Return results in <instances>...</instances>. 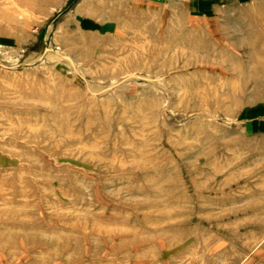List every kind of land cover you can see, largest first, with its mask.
I'll list each match as a JSON object with an SVG mask.
<instances>
[{"label": "rangeland", "instance_id": "1", "mask_svg": "<svg viewBox=\"0 0 264 264\" xmlns=\"http://www.w3.org/2000/svg\"><path fill=\"white\" fill-rule=\"evenodd\" d=\"M0 264H264V0H0Z\"/></svg>", "mask_w": 264, "mask_h": 264}]
</instances>
